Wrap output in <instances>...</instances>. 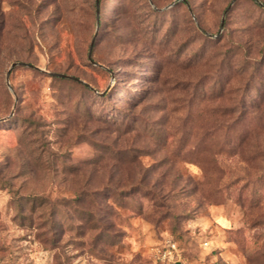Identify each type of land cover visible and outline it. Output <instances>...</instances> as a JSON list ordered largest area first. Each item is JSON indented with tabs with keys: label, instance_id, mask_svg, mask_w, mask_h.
<instances>
[{
	"label": "rangeland",
	"instance_id": "obj_1",
	"mask_svg": "<svg viewBox=\"0 0 264 264\" xmlns=\"http://www.w3.org/2000/svg\"><path fill=\"white\" fill-rule=\"evenodd\" d=\"M96 2L0 0V264H264V0Z\"/></svg>",
	"mask_w": 264,
	"mask_h": 264
},
{
	"label": "built area",
	"instance_id": "obj_2",
	"mask_svg": "<svg viewBox=\"0 0 264 264\" xmlns=\"http://www.w3.org/2000/svg\"><path fill=\"white\" fill-rule=\"evenodd\" d=\"M157 254L163 264H192L180 255L177 244L172 239H166L161 247L157 248Z\"/></svg>",
	"mask_w": 264,
	"mask_h": 264
},
{
	"label": "water",
	"instance_id": "obj_3",
	"mask_svg": "<svg viewBox=\"0 0 264 264\" xmlns=\"http://www.w3.org/2000/svg\"><path fill=\"white\" fill-rule=\"evenodd\" d=\"M96 3H97V6H98L99 5V0H97ZM221 26H223V21H222V25ZM92 46H93V42L91 43V47H90V51H89V57H91V49H92ZM17 64H25V63H23V62H13L12 65H11V68L13 66L17 65ZM9 72H10V69H9V71L7 73V76L9 75ZM54 74L59 75V76H62V77H72L70 75L62 74V73H54Z\"/></svg>",
	"mask_w": 264,
	"mask_h": 264
},
{
	"label": "trees",
	"instance_id": "obj_4",
	"mask_svg": "<svg viewBox=\"0 0 264 264\" xmlns=\"http://www.w3.org/2000/svg\"><path fill=\"white\" fill-rule=\"evenodd\" d=\"M59 77H62V76H59Z\"/></svg>",
	"mask_w": 264,
	"mask_h": 264
}]
</instances>
